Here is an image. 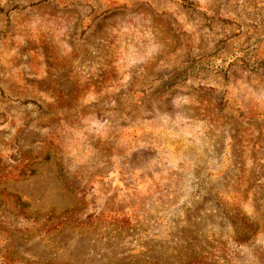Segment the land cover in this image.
<instances>
[{
    "label": "rangeland",
    "instance_id": "obj_1",
    "mask_svg": "<svg viewBox=\"0 0 264 264\" xmlns=\"http://www.w3.org/2000/svg\"><path fill=\"white\" fill-rule=\"evenodd\" d=\"M257 247L264 4L0 0V264H264Z\"/></svg>",
    "mask_w": 264,
    "mask_h": 264
},
{
    "label": "clouds",
    "instance_id": "obj_2",
    "mask_svg": "<svg viewBox=\"0 0 264 264\" xmlns=\"http://www.w3.org/2000/svg\"><path fill=\"white\" fill-rule=\"evenodd\" d=\"M100 2L104 3L107 2V0H100ZM201 2L203 3V0H201ZM256 2L264 4V0H256ZM119 3L128 4L129 6H132L134 3H137L138 5H143L145 3L153 4V0H119ZM147 158L148 153H137L135 159L133 160V163L138 166ZM257 243L259 242L257 241ZM256 252L258 255H264V247H257Z\"/></svg>",
    "mask_w": 264,
    "mask_h": 264
}]
</instances>
